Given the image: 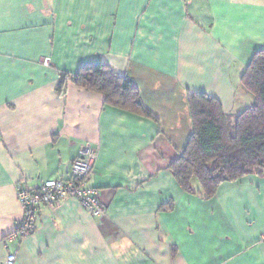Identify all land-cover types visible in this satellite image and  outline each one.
<instances>
[{"label": "crops", "instance_id": "crops-1", "mask_svg": "<svg viewBox=\"0 0 264 264\" xmlns=\"http://www.w3.org/2000/svg\"><path fill=\"white\" fill-rule=\"evenodd\" d=\"M263 48L264 0H0V264H264V175L204 198L169 169L192 133L188 93L239 114ZM97 62L134 82L149 115L61 83ZM86 144L104 215L64 199L10 240L18 188L68 178Z\"/></svg>", "mask_w": 264, "mask_h": 264}, {"label": "trees", "instance_id": "trees-1", "mask_svg": "<svg viewBox=\"0 0 264 264\" xmlns=\"http://www.w3.org/2000/svg\"><path fill=\"white\" fill-rule=\"evenodd\" d=\"M68 80L102 94L107 104L150 113L142 106L134 82L105 63H82L74 74L63 76L61 83ZM240 81L254 102L235 116L224 113L220 102L204 92L187 95L192 133L184 150L169 164L186 193L211 198L225 182L252 173L264 175V48L253 53Z\"/></svg>", "mask_w": 264, "mask_h": 264}, {"label": "built area", "instance_id": "built-area-1", "mask_svg": "<svg viewBox=\"0 0 264 264\" xmlns=\"http://www.w3.org/2000/svg\"><path fill=\"white\" fill-rule=\"evenodd\" d=\"M96 149L86 144L79 150L71 163L70 174L66 179L43 181L33 190L21 186L17 190V199L22 208V218L15 224L8 238L16 240L29 235L36 227L39 209L53 206L64 199L76 200L92 216L100 217L105 213V205L99 198L96 188L88 185V177L94 166ZM264 243V233L260 235ZM15 254L6 257V264H14Z\"/></svg>", "mask_w": 264, "mask_h": 264}, {"label": "rangeland", "instance_id": "rangeland-1", "mask_svg": "<svg viewBox=\"0 0 264 264\" xmlns=\"http://www.w3.org/2000/svg\"><path fill=\"white\" fill-rule=\"evenodd\" d=\"M56 205V204H55Z\"/></svg>", "mask_w": 264, "mask_h": 264}]
</instances>
